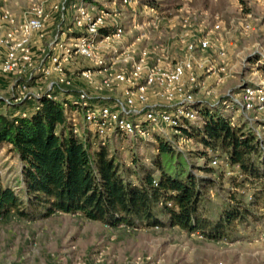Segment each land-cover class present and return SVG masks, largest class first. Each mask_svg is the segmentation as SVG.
I'll use <instances>...</instances> for the list:
<instances>
[{
	"label": "rangeland",
	"instance_id": "rangeland-1",
	"mask_svg": "<svg viewBox=\"0 0 264 264\" xmlns=\"http://www.w3.org/2000/svg\"><path fill=\"white\" fill-rule=\"evenodd\" d=\"M51 1L56 0H48V3ZM76 1L69 0L70 14ZM155 1L161 6L157 9L158 21L153 24L149 21L150 16L143 13L146 7L140 0L138 3L134 0L126 3L123 0H88L93 12H108L107 22L122 23L128 28L111 42V46L105 50L102 47L101 50L109 56L120 53L115 66L117 69L128 67L129 61L143 47L157 49L163 46L165 52L179 57L183 35L179 18L187 15L190 17V34L206 33L212 22L220 23L219 30L209 33L212 48L205 53L207 59L217 63V48L225 50L223 59L226 71L221 73V79L213 75L206 77L205 88L209 93H196L203 99V102L194 105L200 115L206 107H225L224 100L225 103L229 102L230 96L242 84L264 80V69L261 67L264 65V0ZM31 6L32 0H0V12L8 9L17 20L24 18ZM245 24H249V27L246 28ZM7 25L5 23L0 27V40ZM56 28L57 24L50 23L48 26L51 32ZM1 51L0 41V61ZM89 64L87 60L81 61L82 66ZM67 69L68 78L70 68ZM31 71L28 68L22 72H0V112L12 114L18 110L17 104L23 101L19 98L22 94L20 82L29 86L26 93L38 94L45 91L49 80L61 78L56 73L47 80L31 78ZM68 80L56 85L59 95L61 86L73 89L86 87V81L79 76ZM32 98L24 99L27 103L20 106L31 109L34 103ZM226 112L236 115L231 107ZM257 129L264 146V129L261 126ZM152 131L151 136L111 138V152L131 165L152 166L158 142L155 134H162L157 127ZM168 136L175 150L181 151L188 161L194 163V171L199 177L212 178L204 190L200 206L202 214L211 219L217 218L228 206L232 193L237 197L242 196L248 203L252 213L247 219L234 221L230 225L224 233L227 240L199 236L177 225L110 226L80 212L57 211L36 219H25L11 212L0 218V264H93L97 258L100 264H264V237L259 235L264 232V196L250 203L253 200L251 183L238 184L241 178H233L230 166L210 162L211 153L198 156L197 150L202 145L188 133L174 134L168 131ZM203 164L211 166L213 171H202ZM20 169L21 162L16 153L10 150V145L0 144L2 182L17 187L21 181Z\"/></svg>",
	"mask_w": 264,
	"mask_h": 264
},
{
	"label": "trees",
	"instance_id": "trees-1",
	"mask_svg": "<svg viewBox=\"0 0 264 264\" xmlns=\"http://www.w3.org/2000/svg\"><path fill=\"white\" fill-rule=\"evenodd\" d=\"M141 1L157 9L161 6L155 0ZM22 103L12 114L0 112V144L10 145L21 162L17 187L0 179V218L11 212L25 219L57 211L80 212L110 226L177 225L204 237L221 238L234 221L252 213L243 197L232 193L217 218L202 214L204 190L212 178L199 177L194 163L163 134H155L152 166H137L134 161L131 165L111 152L109 142L75 135L60 100L45 96L29 110ZM226 110L206 107L200 123H188L181 131L202 145L198 156L227 157L229 166L242 172L238 184H252V203L264 196V146L253 126L241 115L231 124ZM257 124L262 127L264 122ZM201 169L213 171L206 164Z\"/></svg>",
	"mask_w": 264,
	"mask_h": 264
},
{
	"label": "built area",
	"instance_id": "built-area-1",
	"mask_svg": "<svg viewBox=\"0 0 264 264\" xmlns=\"http://www.w3.org/2000/svg\"><path fill=\"white\" fill-rule=\"evenodd\" d=\"M134 2L138 3V0ZM141 3L146 7L143 13L156 24L157 8ZM89 4L88 0H77L70 14L69 0L50 3L32 0L31 9L21 20L8 9L0 12V27L8 24L0 40V72H22L29 68L32 69L31 78L47 80L55 73L61 77L49 80L45 91L38 94L26 93L29 86L20 82L22 94L19 98L23 100L20 103L26 102L24 99L28 97H33L36 107L45 96L60 100L72 132L83 140L92 137L102 143L118 136H151L154 127L169 137L168 131L179 134L182 126L201 122L202 115L194 105L203 99L196 93H209L205 78L213 75L221 79V73L226 71L223 48L216 50L217 63L205 55L212 48L209 33L220 29L219 21L212 22L206 33L190 34V17L181 16L179 24L183 35L179 57L165 52L163 46L157 49L143 47L132 57L128 67L117 69L120 53L109 56L101 50L111 46V42L128 28L122 23L107 22L108 12H93V6ZM50 23L57 24L52 32L48 29ZM105 28L110 30L105 31ZM83 60L90 64L82 66ZM67 67L70 68L68 78ZM76 76L86 81V87L61 86L59 95L56 85ZM230 98L229 102L224 100L223 103L226 109L231 107L236 112V115H230L231 124L241 115L259 134L257 123L264 122V80L242 84ZM262 127L264 129V125ZM211 163L229 166L227 157L216 154H212ZM232 173L243 176L238 168ZM154 183L158 184L156 179ZM259 235L264 237V232ZM219 239L224 241L227 237L224 235ZM93 264H100V259Z\"/></svg>",
	"mask_w": 264,
	"mask_h": 264
}]
</instances>
